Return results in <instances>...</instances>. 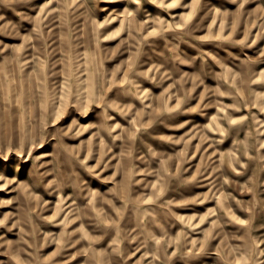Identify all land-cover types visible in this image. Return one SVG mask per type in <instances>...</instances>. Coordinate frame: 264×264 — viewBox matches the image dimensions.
<instances>
[{
	"label": "rangeland",
	"instance_id": "374dc122",
	"mask_svg": "<svg viewBox=\"0 0 264 264\" xmlns=\"http://www.w3.org/2000/svg\"><path fill=\"white\" fill-rule=\"evenodd\" d=\"M0 264H264V0H0Z\"/></svg>",
	"mask_w": 264,
	"mask_h": 264
}]
</instances>
